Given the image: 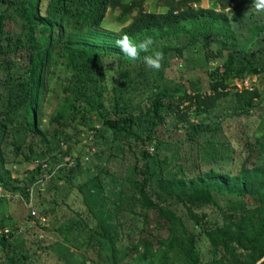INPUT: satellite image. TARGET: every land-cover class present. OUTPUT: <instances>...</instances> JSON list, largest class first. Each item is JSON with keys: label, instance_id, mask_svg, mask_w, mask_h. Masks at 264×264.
Listing matches in <instances>:
<instances>
[{"label": "rangeland", "instance_id": "rangeland-1", "mask_svg": "<svg viewBox=\"0 0 264 264\" xmlns=\"http://www.w3.org/2000/svg\"><path fill=\"white\" fill-rule=\"evenodd\" d=\"M41 3L44 11L47 0ZM193 5L210 13L184 20L176 32L156 30L153 44L147 52L138 50L136 59L115 43L135 12L121 17L119 9H110L99 30L67 37L63 44L92 47L97 60L82 68L62 46L54 50L36 104V129L29 133L20 104L25 86L9 78L26 64V50L15 43L23 44L27 30L19 7L0 0V42L9 45L0 55V124L7 123L14 145L33 140L36 156L21 161L10 145L0 162V264H160L172 228L157 209L144 206L143 185L193 236L201 264H217L222 251L214 254L207 233L240 214L231 205L242 188L249 210L261 205L264 182L256 173L264 171V11L252 0H232L226 9L218 0ZM145 7L167 10L160 0H146ZM153 51L162 54L159 70L144 63ZM213 76L224 78L225 86L203 110L193 91L213 94ZM243 79L252 87L251 103L241 96ZM120 83L129 98L124 111L115 106L113 86ZM154 89L163 93L159 121L149 109ZM127 115L128 131L109 127L107 120ZM163 179L176 188L211 184L215 202L187 203L176 190L160 187ZM32 209L45 220L32 217Z\"/></svg>", "mask_w": 264, "mask_h": 264}, {"label": "trees", "instance_id": "trees-1", "mask_svg": "<svg viewBox=\"0 0 264 264\" xmlns=\"http://www.w3.org/2000/svg\"><path fill=\"white\" fill-rule=\"evenodd\" d=\"M1 1L21 9L16 8V11L23 18V26L27 30L23 44L15 43V46L23 48V50L27 51L30 49L29 52L25 51L23 55L26 64L21 73L11 74L9 78H12L13 83L25 86L20 104L23 107L22 117L27 125L25 129L29 133L34 132L36 129V104L39 92L44 88L45 74L54 50L59 45L62 46L65 53L74 55L79 59L82 68H90L97 60L98 53L92 47L85 45L70 47L65 43L63 44V42H66L65 39L67 37L70 36L73 40L76 36H85L93 30H99L107 13L113 8L119 9L121 17L135 12L130 24L123 28L122 31V35L127 36L130 41H132L131 39L142 41L145 37H152L153 32L156 30L164 33L176 32L180 23L184 20L194 21L201 19L207 12L210 13L204 9L195 8L193 4L200 3L201 0H160L162 5L167 7L165 13L147 11L145 7L146 0H47L44 11H42L41 7L43 0ZM218 2L222 9H226L230 6L232 0H218ZM4 29L5 16L1 14L0 37L5 36ZM251 30L256 29L253 28ZM167 36L163 34V37ZM172 36L177 37V34L172 33ZM4 44L7 43L0 42V55L3 52L2 49L6 48ZM249 71L258 73L260 69L250 68ZM237 75H242L241 70L238 71ZM224 86V78L213 76L211 81L213 94L203 96L201 92L194 90L193 97L196 107L205 110L209 101H214L222 95L219 92V88ZM113 87L117 111L126 110V102H129V98L123 89V84L120 83V85ZM151 92L149 95V109L153 114V119L159 121L162 119L163 93L159 94L156 89ZM249 93L251 92L246 90V92H242L243 95L241 94V96L248 99V103H251L254 96ZM7 116L8 121L12 122L13 120L9 118V114ZM131 120L130 116L127 115L124 118L107 120V123L115 131L126 132L128 131L126 123ZM7 128L6 122L0 124V162L5 161V149L10 145L13 146L12 152L15 157H22L21 161L29 163L35 160L33 140L23 147L14 145L8 140L14 134L8 133ZM35 137L39 141L41 140L38 135ZM256 175L264 182V171L257 172ZM6 176L10 177V172H6ZM0 185H2L1 180ZM160 187L165 189V191L176 190L178 197L187 203L209 204L215 202L211 184L195 183L190 186L184 185L176 188L170 179H163L160 181ZM141 188L144 206L148 209H157L159 215L166 218L172 228L171 236L168 242L164 243L162 252L159 255L160 264H201L195 248L194 238L187 234L179 218L171 210L155 203L149 197L145 185ZM242 189L244 191L241 194V199L231 205L233 213L240 214L230 219L224 227L218 228L215 232L207 233L211 240L214 254L217 253L219 248L222 251L217 264H255L257 260L264 256V197H262L261 205L258 206V209L249 210L245 203L247 192L245 187ZM24 193L26 194L25 191ZM258 212L257 216L256 213ZM246 213L247 216L244 217ZM177 242H180L178 249L175 247Z\"/></svg>", "mask_w": 264, "mask_h": 264}, {"label": "clouds", "instance_id": "clouds-1", "mask_svg": "<svg viewBox=\"0 0 264 264\" xmlns=\"http://www.w3.org/2000/svg\"><path fill=\"white\" fill-rule=\"evenodd\" d=\"M252 6L257 11H264V0H252ZM115 43L124 55L136 59L138 50L147 52L149 47L153 44V40L151 37H145L138 44H135L132 43L127 36L122 35ZM161 59L162 54L158 51H153L151 55L144 57V63L150 69L159 70L161 67Z\"/></svg>", "mask_w": 264, "mask_h": 264}, {"label": "built area", "instance_id": "built-area-1", "mask_svg": "<svg viewBox=\"0 0 264 264\" xmlns=\"http://www.w3.org/2000/svg\"><path fill=\"white\" fill-rule=\"evenodd\" d=\"M240 86H243L246 90L252 89V87L249 86V82L247 80H244L242 82V84H240ZM46 166H47V164L43 165V167H46ZM3 196H4L3 187L0 185V198H2ZM30 214L32 217L40 218L41 220H45V217L40 216L39 213L34 209L31 210Z\"/></svg>", "mask_w": 264, "mask_h": 264}, {"label": "water", "instance_id": "water-1", "mask_svg": "<svg viewBox=\"0 0 264 264\" xmlns=\"http://www.w3.org/2000/svg\"><path fill=\"white\" fill-rule=\"evenodd\" d=\"M263 262H264V256H262L259 260H257L255 264H262Z\"/></svg>", "mask_w": 264, "mask_h": 264}]
</instances>
